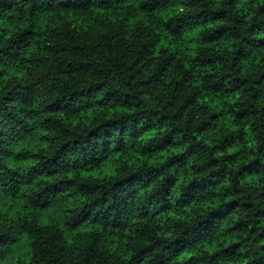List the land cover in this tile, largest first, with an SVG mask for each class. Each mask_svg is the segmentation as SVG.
Here are the masks:
<instances>
[{
    "label": "trees",
    "instance_id": "trees-1",
    "mask_svg": "<svg viewBox=\"0 0 264 264\" xmlns=\"http://www.w3.org/2000/svg\"><path fill=\"white\" fill-rule=\"evenodd\" d=\"M125 4L127 0H105L101 5L109 12L107 23L119 29L111 37L116 45L104 48L111 52L116 47L135 57L127 67L111 64L109 74L126 69L128 75L122 87L110 90L77 80L92 79L97 69L84 54L82 42L52 27L58 23L52 15L56 9L86 12L85 0H72L67 9L47 0H32L23 6L27 20L23 10L16 14L20 6L14 0L0 4L3 258L11 264H113L110 258L100 257L99 241L92 231L103 223L113 233H126L131 226L139 238L146 237L149 225L154 228L147 247L140 248L128 264H264V257L247 243L264 240V191L250 182L264 176V144H257L256 159L238 164L239 170L233 172L229 166L241 157L234 149L245 142V130L221 137L218 144L197 139L216 134L221 122L231 127L217 93L251 91L246 85L254 77L257 91L252 99H259V90L264 88V0H143L139 13L155 14L160 21L156 28L139 14L111 11ZM67 23L79 28L85 22L70 19ZM100 23L103 26L104 21ZM223 45L228 46L225 53L234 49L230 63L224 64L225 74L214 83H201L203 95L182 96L186 88L194 87L189 81L200 70H212L204 80L215 77L214 67L224 63L225 57L208 53L220 51ZM193 51L199 54L191 55ZM48 58L58 65L55 71ZM145 75L146 79H138ZM61 76L76 83H62ZM226 79L227 88L223 86ZM165 84L170 92L162 87ZM137 88L152 89L145 96L161 91L171 99L156 96V106H146ZM103 97L108 99L101 103L98 98ZM177 103L178 110L172 112ZM244 104L237 100L228 108L238 121L264 113V108ZM108 105L132 111L119 113L117 119L108 111L97 124L94 110ZM195 105L198 108L193 111ZM60 115L70 120L69 126L57 118ZM172 122L175 126L167 128ZM181 122L184 127L179 126ZM69 128H83L86 134ZM217 152L227 155L218 159ZM125 153L122 163L114 159ZM233 176L234 183L250 182L248 196L241 195V188H224ZM78 199L83 202L79 209L75 207ZM69 204L73 206L66 207ZM118 243L114 240L112 247ZM73 246L79 253L75 262Z\"/></svg>",
    "mask_w": 264,
    "mask_h": 264
},
{
    "label": "clouds",
    "instance_id": "clouds-1",
    "mask_svg": "<svg viewBox=\"0 0 264 264\" xmlns=\"http://www.w3.org/2000/svg\"><path fill=\"white\" fill-rule=\"evenodd\" d=\"M5 0H0V4L4 3ZM32 0H14V3L19 5L20 7L17 9V15H19V12L21 10L24 11V19L27 20V10L24 9L25 3H30ZM50 4H59L61 9H67L72 4V0H47ZM87 11L86 12H70V11H61L60 9H56L55 12L52 14L54 18H58V23L53 24L52 27L56 28L57 31H67L71 38L74 40H77L78 42H82V46L85 49V53L88 57V60L90 62H93L94 68L97 69L96 75L92 76V79L89 80L88 76H82L77 77V80H80L82 85L86 83H99L102 87H104L107 90H110L111 88H119L122 87V83L127 80V71L126 69L123 70L121 73L112 72L109 74V68L112 63H123L127 66H130L135 59L134 55L131 57H128L120 51L118 48L114 47L111 52L107 51L103 45L105 44H111L116 45L115 40H111L112 36L116 35L117 30H119L117 27H114L111 24L107 23V18L109 16V12L105 11L101 5L105 4V0H85ZM248 0H244V3H247ZM143 3V0H127V4L123 5L121 8L118 9H112V12H119L126 10L129 14H139L140 18L142 20L148 19L149 24L152 25L153 28H156L160 25V21L158 17L155 14H149L147 13H139L140 5ZM94 5V6H93ZM70 19H77L82 20L85 23L81 25L79 28H76L75 25H72L70 28L68 26V21ZM249 19L251 17L249 16ZM101 21H104L103 26H101ZM138 27H140L138 25ZM72 28H76L75 31H72ZM132 31H135V29H132ZM2 35V33H0ZM195 35V33H193ZM104 38L103 40L101 38ZM95 41V45H101V47L96 48L95 45L92 43ZM35 43V41H33ZM234 45H239L238 41H232ZM195 48L196 45H193ZM216 47V46H213ZM227 45H223L221 47L220 51H216L215 53H208L209 55H219L224 56V63L218 64L214 67L215 77L209 78V80H204V76L208 74L209 69H202L200 72L193 77L189 83H192L194 87L186 90L182 93V96L191 95L195 92H200L201 95H203V89L200 88V84L204 83L205 85L209 83H214L215 80H218L221 75L225 74L226 69H224V64L230 63L231 60V52L234 49L229 48L228 52L225 53L223 51L224 48H227ZM26 55L28 53H25ZM199 53L193 51L191 55H197ZM121 56H125L124 60H120ZM31 58L35 61L37 57L35 55H32ZM47 63L52 66V70L55 71L58 67L57 64L53 63L51 58L47 59ZM191 63V60L189 59V64ZM29 69L32 68V65L28 66ZM64 67H67V64L64 65ZM33 77V83L35 82L36 78V72H32ZM147 76L139 77L138 79H146ZM252 79L249 78V83L246 85V88H250L251 91H246L245 89H241L239 93H235L233 95H227V94H221L217 93L216 98L221 100V105L225 111V114L227 115V123L231 125L229 128H225L223 126V122H221V128L217 130L216 134H213L212 136H209L208 134H205L203 137H197L198 140H203L204 143H208L209 139H211L212 144H218L220 143L221 137L235 134L238 129L245 130L248 135L245 137V142L243 144H239L238 147H236L235 151L241 152V157L237 164L230 165L229 167L233 170V172L238 171V164H244L248 163L252 159H256V148L257 144H264V128H261V124H264V113H260L255 117H251L246 120L238 121L236 120V117L228 112V108L234 104L237 100L240 101L241 105L247 106L244 104L245 101L248 102V104H255L256 108H264V88H261L259 90V99L256 101H253L252 99V93L256 92V86L252 84ZM60 81L63 83L67 81L68 83H76V80H73L71 77L67 76H61ZM24 81H18V83H23ZM135 83V81L133 82ZM223 86L225 88L230 87V85L227 82V79L223 82ZM164 89H167V92H170L171 89L167 88V84L162 86ZM43 92H47V89H43ZM137 92L141 93L140 99L146 101V106H156L153 104V101L156 99V96H162L163 100H170L171 97L168 96L166 93H163L161 91L155 92L151 96H145L143 93L145 91L152 92V89H141L137 88ZM45 100H48V96L45 95L43 97ZM52 98H55V94H52ZM101 99V103H104L105 100L108 99V97L98 98ZM49 102H51L49 100ZM181 100L179 103H182ZM179 103H177L176 108L172 109V112H175L179 108ZM39 106H43L40 104ZM159 107H163V103L159 102ZM198 108V105H195L193 107V111H195ZM219 110V109H217ZM239 109H233V111H238ZM108 111H112L114 115L112 116L113 119L118 118V114L122 112H131L132 109H119L116 105H108L105 108L100 109L98 112L94 110V115H97V124L103 122V120L106 118V113ZM43 118V117H42ZM64 123L65 126L70 125V120H66L63 115H60L57 117ZM204 117H201L203 119ZM199 121H197L198 123ZM97 124H94L93 127H96ZM175 126V122L170 123L167 125V128H171ZM180 127H184V124L181 122ZM195 125L192 126L194 129ZM69 130L76 134H86L83 128L80 129H72L69 128ZM159 131L163 132L165 131V128L159 129ZM191 135L195 136L196 132L194 130L191 131ZM100 139H103V137H100ZM179 139V137H177ZM62 141H59L60 143ZM188 145H184V147H187ZM71 147V145H69ZM107 145L105 144V148ZM249 148H251V152H249ZM182 150V149H178ZM208 151H211V146L209 147ZM216 158H220L224 155H227L226 152H217L214 154ZM127 158V153H125L122 156L114 158L115 160L119 162H123ZM203 163V160L200 161ZM78 178V174H77ZM236 178L233 176L232 180H226L224 184V188L231 191V188H241L243 191L241 192L242 196H248L250 192L249 183H255L257 187H259L262 191H264V176L259 177L258 179H253L250 182H241L239 184L234 183L233 180ZM80 182H87V181H80ZM253 200L255 198L253 197ZM256 203H260L259 201H255ZM88 203H91V200H88ZM73 205L69 204L66 205V207H72ZM83 206V202L78 199L77 203L75 204V207L79 209ZM264 207V204L261 205ZM87 211V210H86ZM100 215L103 216L104 212L101 210ZM243 218V217H241ZM143 223H147L146 221ZM254 223V222H253ZM133 224L136 225V227H143L142 223H138L136 221H133ZM92 231L95 233L94 239L99 241V244L97 247L100 249V257L103 259L105 257L110 258L111 261H113V264H128L129 261H132L133 257L137 255V252L140 248H145L149 244L152 234L155 231L154 228L149 225L146 231V237L145 238H139L138 234L135 233V228H132L130 226V231L126 233H113L111 230H105L103 223L97 224L92 228ZM131 237V239H129ZM114 240H118V246L112 247V243ZM247 243L250 245L251 249L254 251V253L258 254L260 257H264V251H261V246L264 245V240L259 241L256 244H252L251 240L247 241ZM67 247V245L65 246ZM247 249H242V251H245ZM72 256L71 259L73 262L76 261V256L79 255L77 252V249L73 246L72 247ZM3 250H0V264H11L10 259H5ZM250 259L255 258L253 256L249 257ZM244 264H247L245 261Z\"/></svg>",
    "mask_w": 264,
    "mask_h": 264
}]
</instances>
